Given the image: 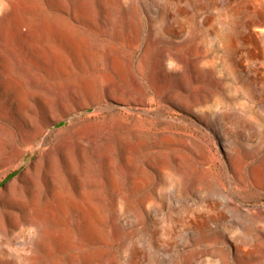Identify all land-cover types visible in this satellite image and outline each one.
Returning <instances> with one entry per match:
<instances>
[{"label":"rangeland","instance_id":"1","mask_svg":"<svg viewBox=\"0 0 264 264\" xmlns=\"http://www.w3.org/2000/svg\"><path fill=\"white\" fill-rule=\"evenodd\" d=\"M0 264H264V0H0Z\"/></svg>","mask_w":264,"mask_h":264},{"label":"bare ground","instance_id":"2","mask_svg":"<svg viewBox=\"0 0 264 264\" xmlns=\"http://www.w3.org/2000/svg\"><path fill=\"white\" fill-rule=\"evenodd\" d=\"M35 28V27H34ZM34 28H32V29H34ZM36 29V28H35ZM35 29L33 30V31H35Z\"/></svg>","mask_w":264,"mask_h":264}]
</instances>
